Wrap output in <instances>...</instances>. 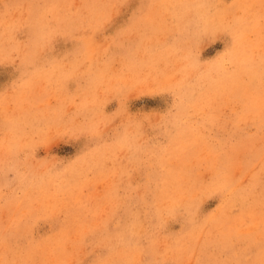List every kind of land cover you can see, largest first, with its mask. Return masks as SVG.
<instances>
[{"label": "rangeland", "instance_id": "rangeland-1", "mask_svg": "<svg viewBox=\"0 0 264 264\" xmlns=\"http://www.w3.org/2000/svg\"><path fill=\"white\" fill-rule=\"evenodd\" d=\"M0 264H264V0H0Z\"/></svg>", "mask_w": 264, "mask_h": 264}]
</instances>
